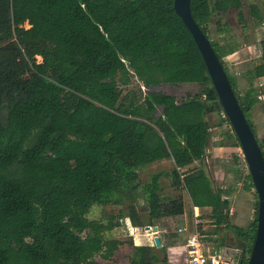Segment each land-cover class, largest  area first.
I'll return each instance as SVG.
<instances>
[{"label": "trees", "instance_id": "obj_1", "mask_svg": "<svg viewBox=\"0 0 264 264\" xmlns=\"http://www.w3.org/2000/svg\"><path fill=\"white\" fill-rule=\"evenodd\" d=\"M241 8V0H190L264 157V140L250 121L258 100L253 82L264 77V39L241 95L223 61L235 50L208 36L213 17L233 9L241 18ZM250 11L264 22L256 3ZM132 79L146 88L200 89L180 102L161 92L139 101L135 92L123 93ZM221 110L173 0H0V264L112 262L125 242L107 235L126 227V217L142 228L184 214L181 198L162 196V177L184 189L192 207L209 208L215 230L234 231V264H247L257 201L247 227L231 226L229 191L214 186L203 164L208 117ZM217 146L240 144L234 131H224ZM164 160L173 162L171 172L140 180L142 169ZM243 186L253 189L249 172ZM94 205L121 210L91 220ZM128 245L129 264H167L164 247Z\"/></svg>", "mask_w": 264, "mask_h": 264}, {"label": "rangeland", "instance_id": "obj_2", "mask_svg": "<svg viewBox=\"0 0 264 264\" xmlns=\"http://www.w3.org/2000/svg\"><path fill=\"white\" fill-rule=\"evenodd\" d=\"M241 2L242 17L239 18L237 11L233 9L226 14L220 15L219 17H213L208 25V36L212 42L218 43L221 48L226 49L228 47H232L235 50L233 54L225 56L223 61L226 63L228 72L236 78L237 90L242 95L248 88L249 77L247 76V71L251 69L253 65L259 62V43L262 39H264V22L258 23L250 14V10L251 6L256 3L260 7L261 12L264 14V1L241 0ZM38 61H40V58H38ZM253 84L254 88L257 90L258 100L254 104L253 110L250 113V121L253 124L258 139L262 141L264 140V77L255 80ZM126 89L127 91H124L123 93H126L128 98H130L131 95H129L127 92H135L136 99L139 101H142L143 97L150 92H161L174 96L176 100L180 102L198 93L200 87L194 84H182L176 86L169 84L154 88H146L137 79H132L131 84H129ZM158 113H160V111ZM208 120L212 129L208 150L211 149L212 151L213 146H216L222 142L224 138V131L226 130L225 127H223V123L220 120L218 114L215 113L210 115ZM211 151L207 154V163H204V165L208 166V177L213 181V184L216 188L225 189L234 187L233 189H235L234 193L236 198H234L233 193L232 200L235 199V202L246 204L244 206L249 207L250 216L252 218L254 216L255 203L257 199L254 196L253 189L245 191L243 186L244 176H246L248 172V167L245 166L244 163L240 164L236 156L233 154L224 155L221 158L213 160L211 158ZM173 167L174 165L171 160L155 162L140 171V180L143 183H148L153 174L159 172L169 173L172 171ZM160 185L162 188V196L172 199L181 198L184 203V214L178 216V218L171 219L178 221V225L181 224V227L187 225L188 227H186L188 230L192 231L194 213L189 197L184 189H172L170 187L169 178L167 177H162ZM140 206L142 210L145 207L142 204V199H140ZM120 210L121 207L118 206L94 205L90 209L87 217L91 220L105 219V216L111 214L118 216ZM124 214L126 215V213ZM206 217H209L208 211L199 213L201 224L198 230L200 232H204L205 229H209V231L211 230V228L207 226L211 225V223L206 220ZM125 222L126 227L123 225L116 227L112 232H110V234L107 235L111 238H117L125 243L118 249L112 262H106L98 258L100 264H129V256H131L133 249L128 245V241L131 240L134 246H143L142 244L146 246L148 243L151 244V238L153 236L156 237L157 235L154 234L156 231L154 226L150 227L149 229H145L149 226L136 228L132 225V222L127 217L125 218ZM247 222L250 221H245L243 223L247 224ZM178 225L175 227H170V224L168 225V231L172 233L174 232L172 236L177 237ZM181 237L185 243V237ZM205 244H208V242Z\"/></svg>", "mask_w": 264, "mask_h": 264}, {"label": "water", "instance_id": "obj_3", "mask_svg": "<svg viewBox=\"0 0 264 264\" xmlns=\"http://www.w3.org/2000/svg\"><path fill=\"white\" fill-rule=\"evenodd\" d=\"M173 10L191 34L202 56L221 108L225 112L243 152L253 190L257 196L256 229L247 264H264V157L262 151L238 103L223 65L207 36L192 17L190 0H173ZM146 228L148 229V227ZM153 242L156 248L161 247L157 237H154Z\"/></svg>", "mask_w": 264, "mask_h": 264}, {"label": "crops", "instance_id": "obj_4", "mask_svg": "<svg viewBox=\"0 0 264 264\" xmlns=\"http://www.w3.org/2000/svg\"><path fill=\"white\" fill-rule=\"evenodd\" d=\"M210 151L211 149L207 150L206 154H208V152ZM231 154L235 155L237 158L236 147H231V146L220 147L216 145L212 147L211 158L213 160H216L218 158L223 157L224 155H231ZM207 159L208 158L206 155V159H205L206 163H207ZM197 165L198 164L195 163L192 165V167L197 166ZM206 168H208V166ZM233 188L234 187L224 189V190L229 191L227 195V199L229 200V203H230L229 204V217L231 221V226L245 228L248 226L250 222H247V224H244L243 222L251 221L253 217L251 218L250 216L249 207L244 206L246 204L235 202V199L232 200V194L235 192L234 191L235 189ZM233 195H234V198H236L235 193ZM192 210L194 214L197 213L199 215V213L201 212L208 211V214L210 215L209 208L199 209V208L192 207ZM171 218H178V216L164 218V219L157 221L156 222L157 224H155L154 226L156 228V231L154 232V234H157L156 237L159 239L161 243V247H164L166 249L168 264H187V253H186L185 243L181 239L182 238L181 236H184V235L177 234V237H175V236H172L174 232L172 233L168 231L169 224H170V227L171 226L175 227L176 225H178V221L172 220ZM206 220L211 223V225H207L208 227L211 228V230L209 231V229L208 230L205 229L204 232L203 231L201 232L206 237L205 243L208 242V244H205L206 246L205 252L210 253L212 251H215V252L218 251L226 260H230V259L233 260L234 250L236 249L239 250V248L237 247V237L234 231L232 229H226L223 226L215 230V226L212 224L209 217H206ZM180 225L181 224L178 225L177 229L181 228ZM185 226H182V227H185ZM151 239H152V243L151 244L148 243L146 244V246H153L154 236ZM142 245L145 246L144 244Z\"/></svg>", "mask_w": 264, "mask_h": 264}, {"label": "built area", "instance_id": "obj_5", "mask_svg": "<svg viewBox=\"0 0 264 264\" xmlns=\"http://www.w3.org/2000/svg\"><path fill=\"white\" fill-rule=\"evenodd\" d=\"M220 120L223 123L226 131L232 132L233 129L231 124L223 110L218 113ZM237 160L241 164H245V158L240 147H236ZM201 224L199 215L196 213L193 216V230L189 231L188 228L181 227L177 229L178 235H184L185 237V248L187 253V264H234V260H226L218 251H212L210 253L205 252V236L201 233L198 228ZM150 227H148L149 229ZM147 229V228H145ZM239 250H234V253Z\"/></svg>", "mask_w": 264, "mask_h": 264}]
</instances>
